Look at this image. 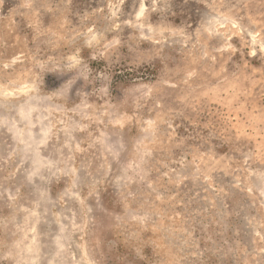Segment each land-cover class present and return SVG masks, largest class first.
Wrapping results in <instances>:
<instances>
[{
  "label": "rangeland",
  "instance_id": "1",
  "mask_svg": "<svg viewBox=\"0 0 264 264\" xmlns=\"http://www.w3.org/2000/svg\"><path fill=\"white\" fill-rule=\"evenodd\" d=\"M0 264H264V0H0Z\"/></svg>",
  "mask_w": 264,
  "mask_h": 264
}]
</instances>
